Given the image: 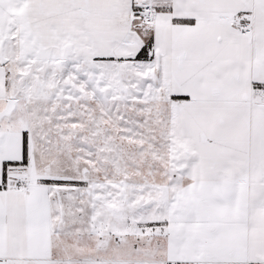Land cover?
<instances>
[{"label":"crops","instance_id":"obj_1","mask_svg":"<svg viewBox=\"0 0 264 264\" xmlns=\"http://www.w3.org/2000/svg\"><path fill=\"white\" fill-rule=\"evenodd\" d=\"M142 1L0 0V111L11 99L9 55L136 64L151 37L152 55L141 61H156L167 86V156L178 182L166 204L162 261L264 264V0H152L151 26L133 18ZM245 23L252 34L238 32ZM4 116L0 264L47 261L55 220L67 219L68 182L82 181L85 169L64 166L78 173L51 177L45 155ZM71 249L61 246L62 253Z\"/></svg>","mask_w":264,"mask_h":264},{"label":"rangeland","instance_id":"obj_2","mask_svg":"<svg viewBox=\"0 0 264 264\" xmlns=\"http://www.w3.org/2000/svg\"><path fill=\"white\" fill-rule=\"evenodd\" d=\"M9 56L7 96L16 105L2 122L25 130L51 177L78 173L64 166L85 169L63 195L67 219L55 220L53 259L10 264H164L166 204L178 182L158 63Z\"/></svg>","mask_w":264,"mask_h":264},{"label":"built area","instance_id":"obj_3","mask_svg":"<svg viewBox=\"0 0 264 264\" xmlns=\"http://www.w3.org/2000/svg\"><path fill=\"white\" fill-rule=\"evenodd\" d=\"M133 18L137 19L141 24L151 26L155 19V10L153 8L152 0H145L136 3L132 11ZM238 32L242 35L252 34L251 23L240 24L238 26ZM29 177L23 175L19 181V186L21 189H25L28 185Z\"/></svg>","mask_w":264,"mask_h":264},{"label":"trees","instance_id":"obj_4","mask_svg":"<svg viewBox=\"0 0 264 264\" xmlns=\"http://www.w3.org/2000/svg\"><path fill=\"white\" fill-rule=\"evenodd\" d=\"M152 55V40L151 37L149 39H147L144 43V45L141 47V49L139 50V52L136 55V59H148L150 58ZM25 162V157H23L21 163ZM43 181L45 182H56V183H60L63 182V180H58V179H43Z\"/></svg>","mask_w":264,"mask_h":264},{"label":"water","instance_id":"obj_5","mask_svg":"<svg viewBox=\"0 0 264 264\" xmlns=\"http://www.w3.org/2000/svg\"><path fill=\"white\" fill-rule=\"evenodd\" d=\"M5 60H6V58L4 57L3 52H2V48L0 46V63H4ZM57 65H60V62H58ZM13 105H14V100L13 99H9L6 102V105H5L4 109H2L0 111V116L9 114L11 109L13 108Z\"/></svg>","mask_w":264,"mask_h":264}]
</instances>
